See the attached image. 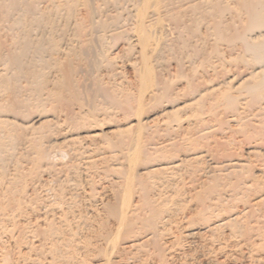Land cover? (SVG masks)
I'll use <instances>...</instances> for the list:
<instances>
[{"label": "rangeland", "instance_id": "1", "mask_svg": "<svg viewBox=\"0 0 264 264\" xmlns=\"http://www.w3.org/2000/svg\"><path fill=\"white\" fill-rule=\"evenodd\" d=\"M66 1L38 0L36 6L39 5L40 11L53 9L57 13V28L47 33L48 38L53 36L51 42L56 41L58 49L53 54L48 51L53 58L62 59L63 66L74 57V61L70 60L77 65L74 78L79 89L77 96L75 93L66 94V98L50 96L51 83L42 88L43 99L36 100L33 90L41 80L37 79L34 86L29 84L31 77L24 76H20L18 82H11V86L16 87L0 93V119L3 120L0 122V142H3L0 147V264H49L54 250L47 247L33 249V241L37 242L46 234L49 236L50 230L52 234L69 235L65 237L75 241L64 246V250L69 251L65 250V257L55 258L53 264L63 258L73 259L75 264H92L111 252L107 240L116 225L112 207L123 198L131 168L139 173L147 166L160 168L142 175L133 190V203L139 200L137 204L142 206L148 202L161 205L167 194V205L178 207L179 217L194 203L200 202L199 198L186 202L184 194L201 192L206 195L237 190L247 176L257 178L254 189L264 190V73L254 53L245 47L242 37L244 34L254 39L252 36L264 35V27L255 28L253 32L246 28L249 21L247 12L241 8L242 0H221L215 8L210 2L201 10L196 8L197 12L190 6L203 0H177L165 9L162 7L158 16L164 25L158 32L170 45L162 43L160 55H155L153 50L156 44L149 45L148 42L145 45L140 40L135 30L137 12L132 1ZM120 4L123 7L119 8ZM68 5L75 9L70 15ZM90 6L100 9L99 12L96 9L94 17L89 15ZM22 13L20 10L12 13L25 19L20 28L9 24L16 18L13 16L9 23L0 22V51L3 54L20 49L19 41L26 33L22 25L33 20V16L29 19L28 14ZM156 17L150 15V18ZM150 18L145 19L147 23L154 20ZM218 22L224 32L217 30ZM34 27L30 36L34 40L41 39L46 30ZM260 39L263 37L253 41ZM72 50L77 51L74 53L77 56ZM31 53L27 57L29 61L32 60ZM149 64L157 73V83L153 87L145 86L141 73ZM52 66H42L46 79L52 80L61 74ZM8 67L11 66L0 63V70L5 75H8ZM253 70L257 73L250 75ZM230 79L234 80L223 84ZM98 84L103 86L102 90L98 89ZM156 86L161 91V87L170 90L166 94L162 91L158 98L152 99L151 90ZM212 87L216 89L212 91ZM223 87L226 90L221 89ZM201 91L205 94L198 96ZM110 94L115 98L110 99ZM138 119L145 122L142 127L136 125ZM33 122L36 125L31 126ZM131 124L134 126L127 128ZM95 132L100 133L94 135ZM134 136L144 151L135 160L131 157ZM51 211L63 212V219L68 221L35 229V216ZM220 213L225 215L226 211L218 210L216 214ZM200 214L192 218L189 227L216 221V214L210 216L209 211ZM138 222L122 232L120 241L149 229L146 222L140 223L141 219ZM225 230L231 233L229 228ZM234 232L236 236H231V240L242 237L241 232ZM221 234L218 230L216 235L199 237L201 240L196 238L198 241L194 239L193 244L184 237L183 246L178 248L188 250L189 264H208L205 263L209 258L207 253L214 255L212 250L215 249L211 242L223 240ZM170 235L161 237L160 243L164 244ZM94 243H98L99 251ZM231 243V247L224 250L231 251L229 258L223 262V254L219 251L214 252L217 258L222 264H246L244 254L239 252L241 249L233 248ZM155 248L156 241L150 240L148 244L127 251L128 263L152 264L149 256ZM236 255L237 260L233 258ZM35 257L36 261H33ZM115 258L113 261L117 260Z\"/></svg>", "mask_w": 264, "mask_h": 264}, {"label": "bare ground", "instance_id": "2", "mask_svg": "<svg viewBox=\"0 0 264 264\" xmlns=\"http://www.w3.org/2000/svg\"><path fill=\"white\" fill-rule=\"evenodd\" d=\"M1 1H8V2H4V3L0 2V22L1 21L2 22L7 21L9 23V21H10L9 19L16 17V16H13L12 13L17 11V10L18 11L20 10L21 12H23L26 15L28 14L29 19H30V16H33V20H31V22H25V24L27 23L26 26L24 24L22 25L23 28H25L26 33H24L25 35L23 37L21 36L22 38L20 39L19 44H18L19 45L18 47L20 48L19 50L18 49L13 50L12 53H9V54H6V53L3 54L0 51V63L3 62V64H5V65L9 64V66H11V67H8V69H9V71L7 72L8 75L3 74V72H1L2 70H0V93L6 89H11L13 86V85L11 86V82L12 81L16 82L20 76H24V77H28V79H29V77L33 78V80L36 79L33 81L30 78L29 84H31V83L33 84L35 81L37 83V81L39 79L41 80V82H39L40 84H37L36 88L33 87L34 88L33 98L36 100H42L43 99V98H41V95L43 93L41 90L43 87L45 88V86H47L51 83L53 85V88L50 91L51 92L50 96H51V94H54L55 95L54 97H56V98H60V97L66 98V94L69 95L71 93L72 94L75 93L77 96V94L79 93V91H78L79 89H78L76 82H75V79H74L75 74L77 73V71H76L77 65L72 63L74 61L72 58H74V57L70 58L73 61L69 59V61L71 63L67 62L68 64L66 66L65 65L63 66V63L61 61L62 59L60 60L59 58H53V55H51V54H53V51H57V49H58V44H56L57 42L56 41H55V43L51 42L52 41L51 39L53 38V36L51 35L52 36L51 39L48 38V37H50V36H48V33L54 32V28H57V27H55V19H56L55 17L57 15V13L53 9H48L47 11L46 10L40 11L39 7H38L39 5L36 6V4H37L36 2L38 0L37 1L33 0L35 2H29V1L28 2H22V1L10 2L11 0L10 1L9 0H1ZM110 1L111 0H109V2ZM117 1L118 2L119 1L127 2L128 0H117ZM129 1H132L134 6L136 7L137 13H136V16H134V17H137V22H136L137 25L135 24L136 25L135 30H137L136 32L140 36V40H142L145 43V45L148 42H150L149 45L156 44L155 48H153V50L155 51V55H156V53H158L160 55L162 53L161 51L163 49L161 45H163L162 43H164L166 41L162 40V37H161L160 33L158 32V28L159 27L162 28V25H164V24H161V22H163V21L160 20L161 17L158 15L161 14L160 11L163 10V9H161L162 7L167 8L168 6H170V4H173V2L177 1V0H129ZM178 1H180V0H178ZM192 1L195 2L194 0H192ZM219 1H221V0H213V1L203 0L202 2H200L198 4L190 3V5L195 4V5L190 6V8L193 7L192 9H194V10H196V8L201 10L203 8V6L206 7L207 4L210 5V2H211L212 8H215V6H217L218 4H221ZM64 2H65V0H64ZM64 2H63V4H64ZM118 2H116L114 0L112 3H118ZM71 3L68 2V4H71ZM1 4H3V5L1 6ZM122 4H120V6L118 5L119 8L123 7L124 4L123 5ZM241 4H242L241 8H243L247 12V15H248L247 19H248L249 23H248V26H246V28L249 27L248 30L252 29V32H253V30H255V28L264 27V0H242ZM70 6H73V5H70ZM70 6L68 9L69 15L72 14L73 10H75L74 8L73 9L70 8ZM93 7H95V8H93ZM97 7L96 6H90L89 9H91V11H90L91 13H89V15L93 14V17H94V12L97 13L100 10ZM208 8H209V6H208ZM212 8H210V9H212ZM89 9H87V10H89ZM96 9H97V12H96ZM38 10L40 12H38ZM55 10H56V8H55ZM205 10H208V9H205ZM197 11L198 10H196L195 12H197ZM23 13H22V15H23ZM20 15H21V13H20ZM150 15H152L153 17H156V16H158V17H156L154 19V18H150ZM147 17L150 19H154V20L151 23H147V20H145V19H147ZM16 18L12 19L13 21L12 20L11 21L13 23L11 22L9 24L10 25L16 24V26H18L20 28L21 24H22L21 23L22 19H24V18L20 19L21 17L19 18V16L17 19ZM177 20H180V19H177ZM114 22L115 21H113V23ZM23 23H24V21H23ZM219 23H221V22H218V26L215 25L217 30L220 29L221 31L219 30V32H224V31H222L221 24H219ZM13 26H15V25H13ZM32 26L33 27L35 26L34 27L35 29L41 28L43 30H46V34H44L45 31H43L44 35H42V37H40L41 39L34 40L33 39L34 37L30 36L31 33L29 34V32H32ZM76 26H78L77 23H76ZM0 27H1V25H0ZM79 27H81V26H79ZM79 27L77 29H80ZM43 36H46V37H43ZM260 36L263 37V39H260V41H253V40H256L257 38H259ZM242 37H243V40L245 43V47L247 48V50H250L254 53L256 60H258V62L260 63L259 66L261 67V71L264 73V35L259 34V37L257 35L252 36L254 39H249L244 34L242 35ZM53 40H55V39H53ZM151 42H152V44H151ZM166 44H168V42H166ZM142 45H143V43H142ZM168 45H170V44H168ZM150 47H153V46H150ZM48 50L52 51L51 54H49ZM72 51H74V50H72ZM30 52H32L31 53L32 54V58H31L32 60L30 59L31 61H29L27 59L28 54ZM76 52L77 51H74L72 54H74ZM45 53L48 54L50 57L52 56V58L50 59V57L45 55V57L47 56L49 58V59L48 58L45 59V57H44ZM59 55H61V54H59ZM74 55L77 56V54H74ZM33 62H35V63H33ZM142 62H143V59H142ZM148 62H150V61H148ZM48 65H49V67H51L53 65L54 67L58 68L61 71V74L59 75L58 78L55 77L52 80H50V78L46 79L47 74H46V72L42 71V68L44 66L48 67ZM150 65L151 64L146 65L142 69V72H141L143 75V81H144V84L146 87H153V85H156V83H157V79H156L157 73H156L155 69ZM155 73H156V75H155ZM256 73H257V71L253 70L250 72V75H255ZM56 75H57V73H56ZM246 76H248V75H246ZM141 80H142V76H141ZM233 80L234 79H230L228 81H225L223 84H230ZM31 81H33V82H31ZM158 84H160V83H158ZM98 85H96L98 87V89H101V87H103L101 85H99V86ZM221 86L222 85H220L219 87H221ZM14 87H16V86H13V88ZM95 87H94V89H95ZM161 88L163 89L162 91L165 94L168 93V91L170 90L169 87H166V88L161 87ZM212 88H213L212 91L214 89H216V87H212ZM217 88H218V86H217ZM231 88H233V87H231ZM49 89H51V88H49ZM221 89L226 90V88H224V87ZM162 91L159 88L157 89V86H156V88L153 91L151 90L152 99L158 98L161 95ZM203 92L201 91L198 96H203L205 94ZM108 96H109V98L110 97L115 98L114 95H112V94H110ZM76 98H78V97H76ZM0 107H2V105H0ZM136 121H137L136 125H140L141 127H142V125L145 124V122L143 123V121L141 119H138ZM0 122H3V120L0 119ZM34 125H36L35 122H33L31 126H34ZM132 126H134V125L131 124L127 128H131ZM99 133L100 132H95L94 135H98ZM137 134H139V132ZM135 136H134V139L132 140V143H131L132 144V150H133V151H131V153H132L131 157L134 160H135V158H140L144 152L143 149H141V147L139 146V144L137 142L138 138ZM139 138H140V135H139ZM2 143L3 142H0V147L2 146ZM132 161L130 163H132ZM155 167H153V165L147 166L144 168V170H141L142 172H140V173H139V171L138 172L134 171L133 168H131V170L129 171L128 176H127V183H126L127 187H126V190L123 192V194H124L123 198L120 200L119 204L112 207V210H114V212H115L116 221H114V222L116 223V225L113 226V227H115V230L112 232L113 235L107 240L108 245L111 246V252L108 253L106 251L107 253L102 255L101 258L95 259V262L92 264H109L110 262L117 263L118 261H120L124 264H129L128 263V257H127V251L132 250L133 248L140 247V246L144 245L145 243L148 244V242L150 240L156 241V248H155L154 252H152L153 254L149 256L152 264H189L188 257H187L189 255L188 250L178 248L179 246H183V244L181 243L182 239L184 237H187L189 239L188 243L191 244L192 242L194 243V241L196 242V240H197L196 238H199V237L203 238V237L216 235V232L218 230L222 231L221 235H223L224 238L222 237L223 240L218 239V240H214L213 242H211V247H215V249L212 250V253L214 255H210L209 253H207L209 255L208 256L209 258L207 259L206 262L205 261H203V262L208 263V264H212V263L222 264V261L220 262V259L217 258V255L215 253H218L217 251H219L220 254H223L224 258L222 260L224 262V260H226V258H229V255L231 253V251L228 253V252H224V250L226 247L228 248V246L231 247L229 245V242L232 241L231 244H232L233 248L237 247V248L241 249L239 252H242L244 254V258L246 259L245 260L246 264H264V190L253 188V186L256 185V182H257L256 177H254L253 179H249L250 177L247 176L248 178H244L242 181L240 179L241 183H240L239 189H237V190H230V191H224V192H212L209 194L206 193V195L201 194V192L184 194L183 195L184 201L189 202V201H192L194 199L199 198L200 202H196V204L194 203L193 206L190 207L188 212L184 213L181 217H179L180 214L178 213V210H179L178 207L172 206L173 204L167 205V203L169 202V200H167L169 195H167V194H165V198H164V195H160L161 199L164 198L163 199L164 201H162L160 203L161 205H156V204L152 205L150 202H148V204L146 203L145 206H142V205L137 204V202L139 200L136 202V204L133 203L132 198H133V190H134L135 185L137 183H139L140 178L142 177V175L146 174V172L148 173V172H151L153 170L160 169V168H155ZM231 167H233V166H231ZM234 169H236V168H234ZM166 183H167V181H166ZM112 200H114V199H112ZM235 200H238L239 203H232ZM64 201H65V199H64ZM103 202H105V201H103ZM97 206H99V205H97ZM100 206H101V204H100ZM181 206H182V204H181ZM218 210L226 211L225 215L221 214V213L217 215L216 213ZM202 211H204V213L209 211L210 216L216 214L217 215L216 221H214V222L208 221V222H206V223H204L198 227H195V228L189 227L188 224L190 223L192 218H194L196 215L200 214ZM75 213L77 214V212H75ZM86 213H88V212H86ZM62 214H63V212H61V211H58V213L51 211L50 214L47 212L46 215L45 214L44 215L38 214L39 216H35V217H37L36 219H34L35 221L33 220L34 221L33 226L35 229L36 228L39 229L40 227H42V225H47L46 227H51V226L56 225V222H58L59 224H63L64 222L66 223V221H68V219L66 218L64 220ZM64 216H65V214H64ZM139 219H141L140 223L145 224V222H146L148 224L149 229L146 230L145 232L137 234L136 236L130 237L129 239L124 238L123 239L124 242L120 241L122 232H124V230L126 228L132 226L133 224H134V226H136L139 223L138 222ZM72 221H73V219L71 220V222ZM93 221H95V220H93ZM111 222H113V221H111ZM72 223H74V222H72ZM195 224H196V222H195ZM57 228H59V227H57ZM227 228L230 229L231 233L226 232L225 229H227ZM235 230L241 232L240 235H242V237L241 238L236 237L238 239L231 240L233 238L231 236H236V235H233V234H235V232H234ZM50 233H51V230L49 232V236H46L47 235L46 234L44 238L38 239L37 242L33 241V249L36 248V250H38L39 248L47 247V248L51 249L52 251L54 250L55 255L53 258H50L51 262L49 263V264H53L55 258L58 259V257L59 258L62 256L65 257V255H66L65 250L67 252L69 251L67 248H65V250H64V246L65 245L69 246V244L72 245L73 242H75V241L72 238L65 237L66 234L64 235V233H62V234H59L57 232H55L54 234H52V233L50 234ZM78 234H80V233H78ZM165 234L166 235L171 234V235L169 236V239L166 242H164V244L160 243L161 237H163ZM219 234H220V232H219ZM66 236H69V235H66ZM190 238H193L192 239L193 241L190 240ZM194 239H196V240H194ZM204 241H209V240H204ZM217 241H218V243L216 244ZM233 241H236V243H233ZM199 242H201V241H199ZM121 243H122V245H121ZM54 246H55V248H53ZM94 247H95V249L99 248L98 243L95 244ZM206 249H208V251H209V248H206ZM189 251L191 252V250H189ZM38 252H37V254H38ZM192 253H194V252H192ZM205 253H206V251H205ZM35 254H36V252H35ZM133 254H135V253H133ZM198 254H200V252H198ZM116 255H117V258H115ZM131 255H132V253H131ZM98 256H100V255H98ZM204 256H207V255H204ZM237 256L238 255L234 256L233 258L235 260H237V258H238ZM200 257H201V255H200ZM114 258L117 260L113 261ZM201 258H203V256ZM244 258H241V259H244ZM37 259H38V257H37ZM33 261H36V257L33 258ZM242 263H244V262H242ZM20 264H21V262H20ZM40 264H43V263H40ZM55 264H75V261L73 259L65 260L63 258V259H61V262H55ZM131 264H133V263H131ZM194 264H195V262H194Z\"/></svg>", "mask_w": 264, "mask_h": 264}]
</instances>
